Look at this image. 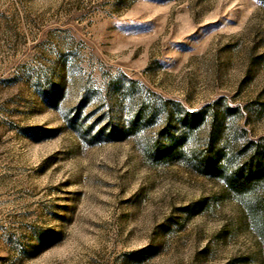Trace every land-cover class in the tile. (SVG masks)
<instances>
[{"label":"rangeland","instance_id":"1","mask_svg":"<svg viewBox=\"0 0 264 264\" xmlns=\"http://www.w3.org/2000/svg\"><path fill=\"white\" fill-rule=\"evenodd\" d=\"M258 156L261 0H0V264H264Z\"/></svg>","mask_w":264,"mask_h":264},{"label":"trees","instance_id":"2","mask_svg":"<svg viewBox=\"0 0 264 264\" xmlns=\"http://www.w3.org/2000/svg\"><path fill=\"white\" fill-rule=\"evenodd\" d=\"M264 3V0H261ZM201 115L200 111L193 112L189 111L184 116H182L181 121L186 127H195L198 123L202 121L203 118H199ZM151 116L150 113L144 116L143 121H148ZM140 119V118H138ZM145 123V122H144ZM134 124L128 126L129 130H134ZM218 140L217 137H211L210 142L214 144V141ZM182 138L180 140L169 139V153H175L179 144H182ZM201 162L205 166L206 171L214 173L215 175H223V162L220 154L207 152L201 157ZM264 175V167L262 166V160L258 157H252L246 162V169L237 172V179L241 181L242 186L250 185L251 183L261 179Z\"/></svg>","mask_w":264,"mask_h":264}]
</instances>
